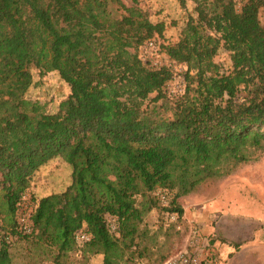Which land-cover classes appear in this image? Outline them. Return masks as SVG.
I'll return each mask as SVG.
<instances>
[{
	"label": "trees",
	"instance_id": "16d2710c",
	"mask_svg": "<svg viewBox=\"0 0 264 264\" xmlns=\"http://www.w3.org/2000/svg\"><path fill=\"white\" fill-rule=\"evenodd\" d=\"M195 2L197 16L178 40L160 44L186 66L185 88L173 94L171 67H149L139 54L165 37L166 25L137 4L0 0V220L7 234L55 264H71L75 253L127 263L148 252L142 226L160 206L158 190L173 196L161 209L180 220L177 200L264 153V0H244L240 11L236 0ZM221 50L230 55L228 71L215 61ZM34 69L57 72L70 87L56 112L26 98ZM56 159L70 167L71 184L32 200V232L24 233L20 203L36 173ZM79 233L90 239L78 242ZM12 245L0 242V264H13Z\"/></svg>",
	"mask_w": 264,
	"mask_h": 264
},
{
	"label": "rangeland",
	"instance_id": "374dc122",
	"mask_svg": "<svg viewBox=\"0 0 264 264\" xmlns=\"http://www.w3.org/2000/svg\"><path fill=\"white\" fill-rule=\"evenodd\" d=\"M122 1L128 6L137 4L153 22L165 23V37L153 41V46L144 45L139 54L149 67H171L174 77L167 83V89L173 94L182 92L186 66L169 60L161 52L160 44L178 40L189 18L197 16L195 0ZM242 3L237 4L239 11ZM124 50L136 52L133 47ZM215 61L223 71L231 68L230 55L225 50L219 52ZM32 73L33 84L26 98L38 102L46 112H56L60 103L68 98L70 87L57 72L41 75L34 69ZM70 184V167L61 159L51 161L34 176L24 204L32 209V200L62 193ZM169 196L172 200L173 196ZM177 204L183 209V216L175 222L161 209L167 206L161 201L158 209L147 215L142 229L147 232L144 244L148 246V252L143 257L135 255L133 260L123 264H163L167 257L186 248L198 250L204 256H214L219 264H264V153L235 167L224 177L206 181L177 200ZM4 209L3 192L0 191V218ZM12 243L13 264H55L45 260L25 241L13 237ZM70 262L104 264L103 255L84 259L76 253L72 254Z\"/></svg>",
	"mask_w": 264,
	"mask_h": 264
},
{
	"label": "built area",
	"instance_id": "2783aa9c",
	"mask_svg": "<svg viewBox=\"0 0 264 264\" xmlns=\"http://www.w3.org/2000/svg\"><path fill=\"white\" fill-rule=\"evenodd\" d=\"M239 4L243 2V0H236ZM150 46H153V41L148 42ZM158 199L168 205L170 203V196L168 192L164 190H158L156 192ZM25 197L23 201L20 203V208L17 213V220L19 225V230L24 233L32 232V209L25 206ZM170 218L173 222L178 220V215L176 213H172ZM78 242H85L90 239V236L86 233H79L76 236ZM13 237L7 234L2 229V223L0 221V242L6 241L11 243ZM219 260L214 256H204L198 250H193L190 248H186L184 250L179 251L176 254L170 256L164 264H219Z\"/></svg>",
	"mask_w": 264,
	"mask_h": 264
}]
</instances>
